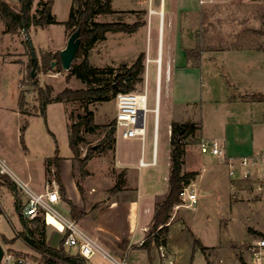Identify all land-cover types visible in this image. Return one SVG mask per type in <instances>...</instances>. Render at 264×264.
I'll return each instance as SVG.
<instances>
[{"label": "rangeland", "instance_id": "obj_1", "mask_svg": "<svg viewBox=\"0 0 264 264\" xmlns=\"http://www.w3.org/2000/svg\"><path fill=\"white\" fill-rule=\"evenodd\" d=\"M4 1L17 9L20 7L17 0H0V3ZM249 1L213 0L211 3L206 2L208 5L203 8V19L198 32L199 40L205 38L213 27L212 31H215L216 34L220 30L222 33L232 34L231 40L219 42L220 46L237 45L238 43L242 46L252 45L253 43L263 45L264 0L251 3ZM38 2L39 0H34L33 12L37 9ZM152 3V8L155 9L159 4V0H153ZM171 3L172 0H167L168 7ZM196 3H198V0H196ZM247 3H250V8L243 12L248 6ZM152 8L149 9L150 12L153 11ZM234 8H239L241 11L239 12ZM231 9L232 11H230ZM57 12V17L60 19L59 23L43 26L32 25L28 31L18 28L16 32L7 31L5 20L0 13V158L4 159L7 166L26 181L32 189L42 192H45L47 180H55L53 165L50 167L51 174H46V158L55 154L56 146L59 148V155L62 156V159L65 160L66 157L72 154L69 145L68 125L79 120V116L85 113V106L87 105L94 111V120L101 125L115 121L117 110L116 99L112 97L106 101H88L84 99L51 102L46 107L45 115L36 114L39 112L41 103L38 98L40 86L44 88L45 93L50 91L53 97L66 87L72 89L87 87L86 83L70 74V70H60L58 64L49 66L51 59L53 62L59 60L57 57H52L55 52L66 46L67 39L71 34V31L61 23V20L68 19L70 8L63 3L57 9ZM158 16H154V18L158 19ZM144 17L145 13H142V11L126 10L116 14H100L96 17V20L127 22L128 19L143 20ZM156 21V24H153L150 30L149 40H147V33L142 37V32L138 33L136 39L134 38L132 41H126L129 37L127 32L121 33L123 37L120 40L117 33L108 32L105 39L97 41L90 49V63L98 67L113 66L116 68H119L123 63L131 65L137 58L132 59L131 57L138 50L148 51L149 57L156 58L160 38L158 20ZM117 42H120L121 46H117ZM199 45L198 42L194 48H199ZM47 54L51 56H47ZM33 57L37 58V65L32 61ZM166 57L167 35L165 34L157 163L150 166H139L138 164L142 156L148 161L152 159L153 111L147 113L144 148L142 141L138 138H123L119 133L116 134L118 155L126 164L136 167L138 174L137 178L135 172L128 174L126 171L124 185H130L131 189H135L138 181L143 204L149 201L153 203L155 194L159 199L157 202L161 201L164 199V196L161 195L169 189L171 135L168 130L165 105ZM82 58L83 56L77 57L75 62L81 61ZM194 59V61L197 60ZM147 62L146 53L144 58L145 70L140 75L143 80L138 84V90L142 91L147 88L148 105L149 108H153L158 92L157 63L155 60ZM146 69H148V73ZM211 70V67L208 69L205 66L202 70L203 74H200L201 80H197L196 92H204V97L196 106L187 107L186 111L189 113L184 115V118L187 119L191 117L192 113L194 116L196 115L194 119L201 125V129L206 135L221 132L223 128L226 129L227 124L222 120L224 117L222 107L218 108V105L208 100L209 92L218 91L213 87L217 81ZM32 72H34L33 77L31 76ZM183 78L175 79L173 77L174 90L179 85L181 88L187 87L189 82L186 78ZM33 80L37 81V85H33ZM21 96L24 98L23 108L27 113H22L20 110ZM238 133L240 138L248 137V134H243L242 131ZM105 134L106 128H99L92 133H82L84 138L80 143L82 156L85 155L90 146H99L103 142ZM254 134L255 146L264 150V131L257 130ZM200 140L201 138L198 142L194 139L189 140L183 171L196 170L199 173L208 174L206 171L210 169L215 174L212 178L206 176L202 183L195 182L194 186L199 193V202L195 207L174 206L168 222L170 246L165 248V256L161 255V248L158 247L161 262L164 264L165 259L167 261L173 259L177 263L176 258L178 257L180 258V264H247L246 242L264 236V198L257 189L260 179L256 175L237 177L239 171L243 172L249 169V166L242 164L241 167H239V164L238 167L235 166L236 176L229 174L228 167L223 160L204 157L200 150ZM106 144L108 143H102L101 147ZM114 152L115 150L103 148V152L97 153L87 164L88 175H82L77 164L74 163V165L73 161L70 163L72 165H69L68 159L63 162L65 177L70 183L71 190L74 189L73 177L82 187V196L86 208L90 210V217L94 213L95 205L106 203L115 193L109 191L116 182V175L111 172V168L116 167ZM117 170L118 173L122 169ZM29 174L32 175L31 179L28 178ZM0 185H5V188L9 189L8 194V191L0 186V200L5 199V210L0 213V240L5 251L14 254L16 257L22 256L25 258L26 264H37L38 255L31 252L29 246L21 238H15L12 243L3 240V235L14 238L17 235L16 228H20L21 224L13 203L14 195L11 186L14 187L15 185L1 174ZM15 187L22 203L26 206V195L21 192L17 184ZM88 189L94 190L95 201L87 199L86 190ZM157 202H155V206ZM53 207L63 215L71 217L68 207L64 203L53 204ZM79 226L82 227L80 223ZM151 226L148 230L151 229ZM49 230L53 234L52 244L59 245L62 235L58 233L59 228L56 222L51 221ZM196 239L209 246L205 253L195 244ZM66 248L73 253L77 252V249ZM109 253L121 261V258L114 256L111 250ZM132 258H137V255L133 254ZM92 261L96 264H112L99 253ZM139 261L141 262L142 259H138V263ZM125 264H130V262L125 261Z\"/></svg>", "mask_w": 264, "mask_h": 264}, {"label": "crops", "instance_id": "obj_2", "mask_svg": "<svg viewBox=\"0 0 264 264\" xmlns=\"http://www.w3.org/2000/svg\"><path fill=\"white\" fill-rule=\"evenodd\" d=\"M116 1L118 2L117 4ZM152 1L153 0H112V7L116 12L111 14L126 10L142 11V13H145V17L142 20L144 22L143 25L135 32L128 33L129 37L126 41H132L134 38L136 39V35L141 32L142 37L147 33V40H149L150 30L153 24H156V20H158L161 37V58H164V38L165 34L167 35L165 105L170 135L171 122L173 120L197 121L194 119L196 115L194 116L193 113L189 119L184 118V115L189 113L186 111L187 107L196 106L204 97V92H196L197 80H201L200 74H203L202 70L205 66L208 67V69L210 67L212 68L213 77L216 78L217 81L216 85L213 87L218 91L209 92L208 100L218 105V108L222 107L224 110V117L222 120L227 124L225 126L226 129L223 128L221 132L212 135H206L203 129H201L200 135L201 138L220 139L225 145L226 157H215L209 154L203 155L205 158L211 157L223 160L230 174V163H233L235 170V166L238 167V164L239 167H241V159L243 157H252L264 151L261 147H256L254 142L255 131H264V44L260 45L259 43H253L252 45L242 46L238 43L237 45L227 44L220 46L219 42L231 40L232 34L227 32L222 33L221 30L216 34L215 31H212L213 27L205 38L199 40L198 32L203 19V8L208 5L206 2L211 3L213 0H204V2L198 0V3H196V0H172L169 7L167 0H159V4L155 9L152 8ZM256 1L258 0H250L249 2ZM72 2L73 0H53V13L57 17V9L63 5V3L70 8ZM250 3H247L248 6L243 12H246L247 8H250ZM150 8H152V12L149 11ZM234 9L239 10V12L241 11L239 8ZM230 11H232V9ZM154 16H158V19L154 18ZM65 20L66 19L61 21ZM135 21L136 20L128 19L127 22L132 23ZM113 33L119 35V40L122 39L123 36L121 33H123V31H115ZM198 42L200 43L199 46L202 48L201 57L194 61L195 59L193 57H187L186 50L194 48ZM116 45L121 46L120 42H117ZM141 52H144L145 55L147 53V57L152 60L156 59L149 57L148 51L145 52L143 50L135 51L131 58L135 59L137 54ZM183 76L187 79V82H189L186 87L187 89L181 88L179 85L174 90L175 85H172L173 77L179 79L180 77L183 78ZM159 99L161 104L160 94ZM239 131H242L243 134H248V137L244 136L240 138V136H238L240 135L238 133ZM116 144L114 157L117 169H125L128 174H133L135 172L136 175V167L128 165L123 161L121 156L117 153ZM71 155L66 157L68 160L65 159L68 161L69 165H72L70 164L72 163V159L70 158ZM60 157L61 174L67 189V197L71 199L80 210L85 212L78 220V223L81 224L84 230L98 240L108 252L111 250L114 256L120 257L121 261H128L130 264H162L159 248L157 246L153 245L150 252L142 247V243L149 231L148 229L150 225L153 224V217L156 209L155 202L159 200L157 199V194H155V198L153 196V203L149 201L143 204L138 181L135 189H131L130 185H124L123 189L115 192L110 200L95 207L94 213L90 217V210L85 206L82 192L79 190L74 177L72 179L74 180V182L72 181L74 189L71 190L69 186L70 183L65 177L63 164L65 160L62 159V156ZM249 169L251 168L249 167ZM243 172L239 171L237 177L242 176ZM206 173L208 174L203 172L199 173L197 179L192 183H202L206 176L212 178L215 174V172L210 169H208ZM136 176L138 178V174ZM28 178L31 179L32 175L29 174ZM0 186L6 187L5 185ZM5 189L9 194V189ZM86 191L87 199H89V201H95L96 195L93 194L94 190L88 189ZM168 191L169 189L164 191L161 196H165ZM37 192L42 191L39 190ZM4 201V198L0 200L2 211L5 210ZM60 202L64 203L70 212V205L68 202L62 198L59 203ZM13 203L15 206V196L13 198ZM17 216L21 224L20 228H16L18 233L23 230V224L18 212ZM46 222L47 240L52 246L58 247L59 245H53L51 242L53 240V234L49 230L51 221ZM58 233L63 237V231L59 229ZM123 241H126L125 247L120 245V242ZM169 246L170 240L165 248ZM72 248L76 249L75 247ZM30 251L33 252L31 248ZM96 254L90 258L92 264H96L92 261V259H95ZM99 254L106 258L103 254ZM133 254L137 255V258H132ZM140 258L142 261L138 263V259ZM176 260L177 263L180 264V258L177 257ZM108 261L115 264L110 259H108ZM164 262V264H167L166 259Z\"/></svg>", "mask_w": 264, "mask_h": 264}, {"label": "trees", "instance_id": "obj_3", "mask_svg": "<svg viewBox=\"0 0 264 264\" xmlns=\"http://www.w3.org/2000/svg\"><path fill=\"white\" fill-rule=\"evenodd\" d=\"M20 7L10 5L6 1L0 3V13L5 20L7 31L16 32L18 28H23L26 31L32 26H43L46 24L59 23L56 15L53 13V0H39L38 7L35 12L32 11L34 0H17ZM116 12L112 7V0H73L70 7V13L67 20L62 21L67 29L73 32L77 27L81 28V44L78 52V57L83 56L81 61L74 62L70 68V74L75 75L82 82L87 84L86 88L72 89L66 87L59 92L55 97L50 94V91L45 93L43 87H39L40 99L39 112L36 114H46V107L51 102H64L71 100H88V101H106L115 97L119 92H130L138 90V84L143 80L140 76L145 70L144 58L145 53L141 52L135 61L129 65L123 63L119 68L113 66L98 67L90 63L89 51L97 43V41L105 39L108 32L123 31L127 33L135 32L141 25L142 20H136L129 23L126 21H99L96 17L100 14H110ZM202 48H190L186 50L187 57L199 59L201 57ZM47 56H51L47 54ZM45 57V56H44ZM59 58V69L62 70L60 60V50L55 52L52 58ZM32 61L35 65L38 64L37 58L33 57ZM51 59L50 65L52 66ZM33 77V72L31 73ZM33 85H37V81H32ZM21 96L20 110L22 113H27L23 108V100ZM99 128H106V134L102 143H108L102 146V143L95 147L90 146L85 155L82 156L80 143L84 140L82 133L95 132ZM201 125L193 120L184 122L173 120L171 122V137H170V161L171 169L169 175V191L164 196V199L156 204L153 224L148 231L142 247L149 252L152 246H166L168 243L169 219L175 205L181 202L180 192L185 185L191 184L198 176L196 170L183 171L185 164V156L187 154V146L190 139L198 142L201 138ZM69 129V145L72 150L71 159L73 164L76 163L82 175H88L87 164L97 154L103 152V148L115 150L116 144V126L115 121L109 124H98L94 120V111L87 105L85 113L79 116V120L68 125ZM59 148L56 146L55 154L46 158L47 168L46 174H51V165L54 166V176L59 186V193L63 200L70 205L71 218L78 220L85 214L78 206L67 197V189L61 174ZM75 165V164H74ZM117 168L112 167L111 172L116 175V182L110 188V192L114 193L123 189L125 184L126 170L123 169L117 173ZM16 186V183L7 175L0 173ZM14 186V187H15ZM79 190L82 192V187L77 182ZM13 189L15 196V207L20 215L23 224V230L19 231L14 238H8L3 235V240L12 243L15 238H21L31 249L38 255L37 264H92L90 259L84 257L78 251L73 253L67 250L62 237L58 247L52 246L47 240V222L44 217L37 216L28 218L25 215V205L17 193ZM98 205H95L97 207ZM2 208L0 206V213ZM126 241L120 242L121 246L125 247ZM202 251L208 249L209 246L204 245L198 239L195 240ZM17 251V250H16Z\"/></svg>", "mask_w": 264, "mask_h": 264}, {"label": "built area", "instance_id": "obj_4", "mask_svg": "<svg viewBox=\"0 0 264 264\" xmlns=\"http://www.w3.org/2000/svg\"><path fill=\"white\" fill-rule=\"evenodd\" d=\"M201 2H204V0H201ZM150 61H152V59L148 58V62ZM155 61L157 63L156 77L158 81V92L155 99V106L153 108H149L148 105L149 97L147 88L142 91L119 92L115 96L117 107L115 115L116 134L119 133L123 138H138L142 141L144 146L146 142L147 113L149 111L154 112L152 159L148 161L142 156L139 159L140 166H150L157 163V137L160 113L159 94L162 81L161 37L159 39L158 56ZM199 145L203 154H209L215 157H226L225 145L220 139L201 138ZM241 164L249 166L252 169L244 171L242 176L250 177L256 175L260 179V182L257 184V189L264 198V153H259L252 157H243L241 159ZM229 166L230 174L234 175L235 170L233 163H230ZM0 171L1 173L10 176L18 185L21 192L26 195L25 215L30 219L44 215L46 221L51 220L56 222L59 229L63 231V237L65 238L64 244L66 247H75L80 254L88 259L93 257L96 253H101L115 264H125L124 261H119L114 258L98 240L93 238L82 227H80L77 221L71 217L63 215L53 207V204H58L61 200L59 188L55 180H47L45 184V192H37L20 176L16 175L2 158H0ZM180 198L181 202L175 205L176 207H179L180 205L195 207L198 204L199 193L193 183L185 185L182 188ZM160 248L162 251L161 255L165 256V247L160 246ZM245 250L248 256L247 264H264V236H259L247 241ZM2 264H26V262L25 258L22 256L16 257L12 253L5 252ZM167 264L177 263L173 259H169Z\"/></svg>", "mask_w": 264, "mask_h": 264}, {"label": "water", "instance_id": "obj_5", "mask_svg": "<svg viewBox=\"0 0 264 264\" xmlns=\"http://www.w3.org/2000/svg\"><path fill=\"white\" fill-rule=\"evenodd\" d=\"M81 28L77 27L71 34L69 35L66 46L60 50V60L64 70H70L76 58L78 57V52L81 44ZM56 61L52 62V66L56 65ZM34 76V72H33ZM5 248L3 246L2 241L0 240V264H2Z\"/></svg>", "mask_w": 264, "mask_h": 264}]
</instances>
